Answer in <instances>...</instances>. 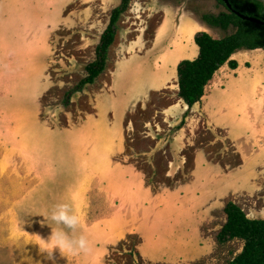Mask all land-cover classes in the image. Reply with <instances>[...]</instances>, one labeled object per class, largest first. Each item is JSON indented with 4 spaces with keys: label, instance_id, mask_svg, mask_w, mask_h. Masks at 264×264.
Instances as JSON below:
<instances>
[{
    "label": "crops",
    "instance_id": "crops-1",
    "mask_svg": "<svg viewBox=\"0 0 264 264\" xmlns=\"http://www.w3.org/2000/svg\"><path fill=\"white\" fill-rule=\"evenodd\" d=\"M62 1L45 2L49 4L48 12L40 8L47 16L44 12L40 15L39 0L31 3L7 0L9 5H4L7 13L0 12L3 85L7 80L17 81L13 88L8 87L9 91L27 95L26 104L24 101L16 107L13 104L12 110L17 111H12L11 116L22 113L21 110L24 113V109H34L36 116L31 117L34 121H27L42 125L45 130L49 127L38 117L39 96L47 88L49 37L62 23ZM100 2L114 7L119 0ZM178 7L163 8L150 40L145 24L135 27L137 36L111 59L113 43L106 69L89 85L94 87L93 113L85 114L77 126L50 130L63 135L64 151L73 149L80 156L82 179L74 184L79 195L82 192L86 199L79 203L78 214L85 222L84 232L92 244L88 254L81 253L83 264H106L102 255L107 246L132 233L142 236L138 251L150 262H178L197 257L205 247L201 231L206 221L222 208L223 198L240 187L236 182L240 175L244 180L243 173L251 165L263 163L260 158L254 160L241 146L243 142L264 138V78L258 84L256 110L248 98L251 90L245 88L253 82V77H262L264 71L260 68L251 72L244 68L249 61L260 66L264 50L242 49L235 53L233 58L239 66L230 71L225 70L227 64L221 67L207 85L202 100L189 108L179 96L177 67L181 60L198 56L193 40L197 32L208 31L209 26L197 15L177 10ZM36 12L46 20L35 16ZM178 54L193 55L188 58ZM92 57L95 59V52ZM138 110H145L152 117L142 125L143 138L135 141L132 138L130 142L150 144L139 149L138 155L145 156L156 168L159 156L168 155L165 176L173 178L183 171L186 164L183 151L194 143V135L204 125L224 132L225 139L239 151L241 165L229 167L213 161L207 149L199 147L194 155L191 178L177 180L173 187L161 186L155 191L147 183L144 171L125 159L129 156V138L135 131V123L129 117ZM187 111L185 123L179 127ZM24 118L29 117L20 119ZM175 126L176 133L167 136V129ZM224 214L227 219L225 211ZM54 252L60 253L58 249ZM64 255L69 261L65 264H79L77 261L82 260ZM29 264L42 263L30 259Z\"/></svg>",
    "mask_w": 264,
    "mask_h": 264
},
{
    "label": "rangeland",
    "instance_id": "rangeland-1",
    "mask_svg": "<svg viewBox=\"0 0 264 264\" xmlns=\"http://www.w3.org/2000/svg\"><path fill=\"white\" fill-rule=\"evenodd\" d=\"M26 1L28 0H23V2ZM29 1L31 3V0ZM47 1L39 0L38 2L37 8L40 15L44 11L48 12L49 4L45 5ZM62 2V23L49 37L47 88L39 96L41 110L38 117L41 122L45 121L49 129L45 130L42 125L38 126L27 121V119L34 121L31 119L36 116L34 109H24V113L21 110L22 113L18 112L16 116H11L12 111H17L16 108L12 110L13 104L14 107L22 104V101L26 104L27 95L25 92L22 94L21 91H9L8 87L13 88L17 81L7 82V80L3 85L5 74L0 72V264H29L30 259L42 264L69 262L65 260L64 254L40 251L39 246L33 243L35 234L47 239L52 232L49 225H41L40 221L45 218L38 213L49 212L60 202L72 203L78 212L79 203L86 199L82 192L80 193L82 198H80L76 188V184L82 179L83 172L79 162L80 156L73 149L68 148L64 151L62 146L65 138H62L63 135L59 132L50 130L77 126L85 114L93 113V86L88 84L81 91L71 92L87 75L86 65L95 60L92 56L95 52L96 58L95 49L101 34L107 27L112 9L119 5L121 0L114 7L102 4L100 0H63ZM4 5H9L7 0H0V12L6 14L7 9ZM177 5H180L177 10L189 11L192 15H197L199 19L202 13L218 14L227 11L226 6L219 0H131L128 10L123 13L118 22L114 45H111V59L115 53L119 54L126 43L137 36L138 32L135 29L137 26L141 27L145 24L150 40L154 27L159 24L163 8H175ZM40 7L45 8L44 11ZM46 12L44 15L47 14ZM35 16L46 20L45 16H39L37 12ZM232 31L233 29L224 31L209 26L207 32L219 38ZM193 46L194 48L196 46L199 52V46L194 40ZM177 52L180 53L181 50ZM192 55L178 54V57L191 58ZM259 63H261L260 66L249 61L244 68L251 72L260 68L264 71V54ZM229 69L230 67L226 65L225 70ZM263 78L264 75L253 77V82L245 87L251 90L252 94L248 98L255 110L256 101L254 100L259 93V81ZM170 85L173 87V84ZM69 94L70 100L67 103ZM22 117L29 118L20 119ZM150 117L152 116H149L145 110H138L130 115L129 119L135 123V131L129 138V156L125 159L144 171L147 183L152 185L155 191L160 190L161 186L173 187L177 180L188 181L192 176L194 155L199 147L204 146L213 161L221 162L229 167L241 165L242 157L239 151L235 149L233 143L225 139L224 132L213 131L204 125L194 135V143L187 145L183 151V156L186 158L183 171L173 178L165 176L166 161L170 159L169 156H159L160 163L156 168L145 156L138 155L139 149H144L150 144L142 141L140 145L134 143L138 137L143 138L142 125ZM176 130L175 126L171 130L167 129L165 134L171 136L174 132L176 133ZM132 138L134 141L130 142ZM241 148L248 151L254 160L260 158L263 163L251 165L252 167L243 173L244 180L241 179L243 175H240V180L236 181L240 187L226 195L223 203L233 201L249 217L262 218L264 217V138L243 142ZM243 185L245 187H242ZM223 203L222 208L217 210L203 226L201 232L203 239L205 238V247L197 257L191 256L178 262H150L138 251L142 236L139 233H132L121 241L108 245L102 255V261L106 264H226L242 251L244 242L234 239L221 243L218 240V234L227 220ZM53 227L56 225L53 224ZM79 234L81 230H78L77 235ZM83 234H85L84 231ZM68 255V257L75 256V260L82 259V254H77L78 257ZM77 262L83 264V259Z\"/></svg>",
    "mask_w": 264,
    "mask_h": 264
},
{
    "label": "trees",
    "instance_id": "trees-1",
    "mask_svg": "<svg viewBox=\"0 0 264 264\" xmlns=\"http://www.w3.org/2000/svg\"><path fill=\"white\" fill-rule=\"evenodd\" d=\"M227 11L214 14L202 13L201 20L212 28L232 32L223 37H214L207 31H199L195 42L199 54L194 59H183L177 67L179 96L191 108L205 95L206 87L217 71L227 64L236 69L239 63L233 55L242 49H264V24L242 17L264 21V0H219ZM131 0H121L111 11L107 27L96 47V58L86 65L87 75L81 79L71 93L81 91L85 85L96 82L104 72L108 62V52L115 40L118 22L125 13ZM70 100L68 96L67 103ZM188 111L179 124L185 123ZM227 220L218 234V240L226 243L234 239L244 242L242 251L226 264H264V217L251 218L235 202L225 206Z\"/></svg>",
    "mask_w": 264,
    "mask_h": 264
},
{
    "label": "clouds",
    "instance_id": "clouds-1",
    "mask_svg": "<svg viewBox=\"0 0 264 264\" xmlns=\"http://www.w3.org/2000/svg\"><path fill=\"white\" fill-rule=\"evenodd\" d=\"M43 215L44 220L41 225H49L52 228L51 235L45 239L39 234H35L34 244L39 246V250L51 253L59 250L62 254H88L92 249V244L85 234H83L84 223L82 217L75 210L70 202H60L54 205L49 212L38 213ZM53 224L56 227H53ZM78 230L81 234L77 235Z\"/></svg>",
    "mask_w": 264,
    "mask_h": 264
},
{
    "label": "water",
    "instance_id": "water-1",
    "mask_svg": "<svg viewBox=\"0 0 264 264\" xmlns=\"http://www.w3.org/2000/svg\"><path fill=\"white\" fill-rule=\"evenodd\" d=\"M225 1L228 2V0H225ZM242 17H244L246 19H249V20H252V21H256L258 23H263L264 24V21H261V20L255 19V18L247 17L245 15H242Z\"/></svg>",
    "mask_w": 264,
    "mask_h": 264
}]
</instances>
